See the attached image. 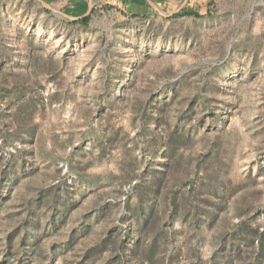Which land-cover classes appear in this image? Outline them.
Segmentation results:
<instances>
[{
    "label": "rangeland",
    "instance_id": "374dc122",
    "mask_svg": "<svg viewBox=\"0 0 264 264\" xmlns=\"http://www.w3.org/2000/svg\"><path fill=\"white\" fill-rule=\"evenodd\" d=\"M191 2L0 0V264H264V0Z\"/></svg>",
    "mask_w": 264,
    "mask_h": 264
},
{
    "label": "trees",
    "instance_id": "16d2710c",
    "mask_svg": "<svg viewBox=\"0 0 264 264\" xmlns=\"http://www.w3.org/2000/svg\"><path fill=\"white\" fill-rule=\"evenodd\" d=\"M150 1L153 2L155 5H158V4H161L162 2H165L166 0H150ZM120 3L124 7L129 8L130 10L134 8H140V9H148L151 12H154L145 0H120ZM86 10H87L86 0H79L73 3L71 8H66L65 10H63V12L64 14L72 16V17H79L85 14ZM93 13H94V9L91 11L89 16L85 18H81L75 21L74 23L82 25L83 27L88 26V23ZM178 17L200 18L201 16L196 11V9L193 7L191 0H188L185 7L179 13H177L173 18H178Z\"/></svg>",
    "mask_w": 264,
    "mask_h": 264
},
{
    "label": "water",
    "instance_id": "95a60500",
    "mask_svg": "<svg viewBox=\"0 0 264 264\" xmlns=\"http://www.w3.org/2000/svg\"><path fill=\"white\" fill-rule=\"evenodd\" d=\"M145 1L152 8L154 13H156L157 15H159L161 17H165V18H170V17L175 16L177 13H179L185 7V5L188 2V0H180L178 6L173 11H171L168 14H163L156 7V5H154L150 0H145ZM34 2L36 4H38L42 9H44L46 11H49L54 16L62 17V18L66 19V20H68L70 22H74V21H77V20H79L81 18H85V17L89 16L91 11H92V8H93V6L95 4V0H86L87 10H86L85 14H83L82 16H79V17H72V16H69V15H66V14L62 13L61 11L57 10L54 6H52L50 4H47V3H45L42 0H34Z\"/></svg>",
    "mask_w": 264,
    "mask_h": 264
}]
</instances>
